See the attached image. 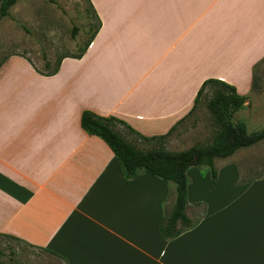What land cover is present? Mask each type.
Here are the masks:
<instances>
[{
	"label": "crops",
	"instance_id": "crops-1",
	"mask_svg": "<svg viewBox=\"0 0 264 264\" xmlns=\"http://www.w3.org/2000/svg\"><path fill=\"white\" fill-rule=\"evenodd\" d=\"M90 1L100 26L81 59L52 76L21 55L0 63V236L62 264H264V172L243 180L235 154L215 160V181L189 169L187 215L199 222L166 240L175 184L126 179L81 126L89 110L165 135L208 79L248 97L264 59V0Z\"/></svg>",
	"mask_w": 264,
	"mask_h": 264
},
{
	"label": "rangeland",
	"instance_id": "rangeland-1",
	"mask_svg": "<svg viewBox=\"0 0 264 264\" xmlns=\"http://www.w3.org/2000/svg\"><path fill=\"white\" fill-rule=\"evenodd\" d=\"M97 25L90 0H18L8 16L0 17V63L10 55H21L42 72H50L61 58L79 55ZM253 78L252 93L234 117V122H244L250 133L264 129V61L253 71ZM118 131L142 151L155 146L138 140L122 127ZM216 131L203 100L175 130L166 148L179 152L194 145H208ZM234 157L244 171L249 169V173H243V180L261 176L264 141L237 151ZM0 250V260L5 264H62L53 255L10 238L0 237Z\"/></svg>",
	"mask_w": 264,
	"mask_h": 264
},
{
	"label": "trees",
	"instance_id": "trees-1",
	"mask_svg": "<svg viewBox=\"0 0 264 264\" xmlns=\"http://www.w3.org/2000/svg\"><path fill=\"white\" fill-rule=\"evenodd\" d=\"M17 1L0 0V17L8 16L9 9ZM50 1L53 2V0ZM92 12L98 21V25L92 32L86 45L81 49L80 54L61 58L52 71H41L44 75H55L59 70L62 60L65 58L81 59L84 56L100 26V21L93 6ZM263 61L264 59L256 64L254 70ZM47 66H49L48 63ZM255 80L253 78L252 88L255 86ZM209 91L210 95H208ZM203 100L211 118L217 126V131L212 142L208 145H194L179 152L169 151L166 145L175 130L194 114ZM246 101V96L240 95L233 85L218 79H208L198 91L190 113L165 135L145 137L117 117H103L89 110L82 113L81 126L88 135L99 137L111 148L123 168L126 179L131 180L141 174H150L160 178L167 184H175L176 198L174 206L172 208L166 207L161 221L162 236L166 240H171L180 236L183 232L194 228L199 222V220H191L187 215L189 205V169L193 167H207L211 171L212 180L215 181L217 179L214 165L216 159L229 158L241 149L250 148L264 141V129L250 133L244 122H234L235 114L244 107ZM119 127L126 129L138 140L154 144L155 146L147 151L140 150L118 131ZM5 238L18 241V239L12 236L5 235ZM2 256L3 252L0 250V257ZM0 264L5 263L0 260Z\"/></svg>",
	"mask_w": 264,
	"mask_h": 264
}]
</instances>
